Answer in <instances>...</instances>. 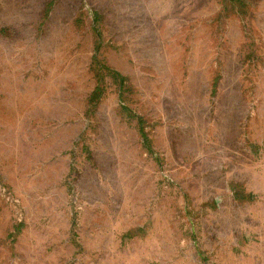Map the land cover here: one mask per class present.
I'll use <instances>...</instances> for the list:
<instances>
[{
  "label": "rangeland",
  "instance_id": "rangeland-1",
  "mask_svg": "<svg viewBox=\"0 0 264 264\" xmlns=\"http://www.w3.org/2000/svg\"><path fill=\"white\" fill-rule=\"evenodd\" d=\"M0 264H264V0H0Z\"/></svg>",
  "mask_w": 264,
  "mask_h": 264
}]
</instances>
